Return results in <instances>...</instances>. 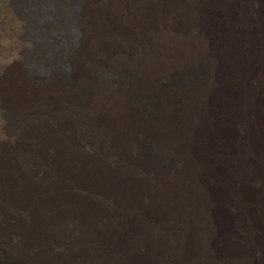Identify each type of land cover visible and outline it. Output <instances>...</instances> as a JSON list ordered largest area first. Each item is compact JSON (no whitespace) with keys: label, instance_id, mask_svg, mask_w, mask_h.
Wrapping results in <instances>:
<instances>
[{"label":"bare ground","instance_id":"6f19581e","mask_svg":"<svg viewBox=\"0 0 264 264\" xmlns=\"http://www.w3.org/2000/svg\"><path fill=\"white\" fill-rule=\"evenodd\" d=\"M37 9L43 47L0 0V264H264V0Z\"/></svg>","mask_w":264,"mask_h":264},{"label":"rangeland","instance_id":"374dc122","mask_svg":"<svg viewBox=\"0 0 264 264\" xmlns=\"http://www.w3.org/2000/svg\"><path fill=\"white\" fill-rule=\"evenodd\" d=\"M39 1L38 0H10V3L12 7L19 12V14L21 13V15L26 17L27 20L29 21V24H30L29 31L27 30V33H25V37L33 38V40L35 41L37 45L43 47V46H47V44H44V42H42V40L39 38L40 36L37 35V32L33 30V28L31 30V25L34 24L33 21L35 22L34 17L38 13L37 8H38ZM29 57L26 58L27 62H25L27 66L29 65L28 67L31 66L30 62L32 63V60L28 62ZM5 255L11 257L12 259H15L16 257H18L17 253L14 252V250H12L9 247L7 248L3 243H0V263L2 262V259L4 258Z\"/></svg>","mask_w":264,"mask_h":264}]
</instances>
